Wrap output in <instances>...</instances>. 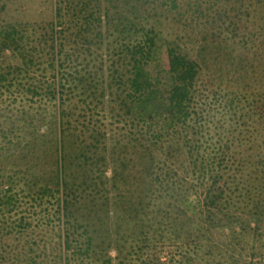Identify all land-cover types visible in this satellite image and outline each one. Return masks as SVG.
Here are the masks:
<instances>
[{
	"label": "trees",
	"instance_id": "trees-1",
	"mask_svg": "<svg viewBox=\"0 0 264 264\" xmlns=\"http://www.w3.org/2000/svg\"><path fill=\"white\" fill-rule=\"evenodd\" d=\"M15 1L0 264H264V10L257 35L235 0H40L50 19L7 20ZM25 200L57 223L49 254Z\"/></svg>",
	"mask_w": 264,
	"mask_h": 264
},
{
	"label": "rangeland",
	"instance_id": "rangeland-1",
	"mask_svg": "<svg viewBox=\"0 0 264 264\" xmlns=\"http://www.w3.org/2000/svg\"><path fill=\"white\" fill-rule=\"evenodd\" d=\"M85 0H66V2H70V6H74L75 8H77L78 10L81 9L82 7V3ZM43 1L40 0H17L15 2H13L12 4H10L7 14L5 16V18L7 20H11V21H15V20H21V19H25V20H42V19H50V9H51V5H47V12L41 13L39 14V10L43 9ZM110 2L112 3V7L115 8V10H117L118 12L120 11V13H122L123 15H125L127 13V7L124 5L125 0H110ZM189 2H199L197 0H189ZM226 4L225 6H229L230 4H234L235 8L237 10H241L242 12L248 7V11L251 13V17H240L239 18V24L240 25H250V24H254V28L256 29V34L258 35L259 33V26L261 24L260 20L258 17H255L256 15L258 16L257 12H259V10H264V4H258L257 0H235L233 2H228V3H223ZM106 5V4H104ZM207 3L203 4L201 7L202 8H206L207 7ZM256 25V26H255ZM160 27L163 30L164 34H171L172 36V32L175 30V25L172 22H167L164 20L160 21ZM175 32H177L178 34L184 35V33L180 30V29H176ZM258 41V39H257ZM259 48L261 49V53L262 55H264V46H260ZM258 52L255 49V53ZM260 54V53H259ZM257 56L258 53H256ZM262 61H264V56L262 58ZM250 77V81H252V75L249 76ZM251 84V83H250ZM12 93H3L2 96H0V102H4L3 104H9L10 103V109L14 108V106L18 105V102L20 101L19 96L16 93L15 89L11 90ZM14 100V101H13ZM3 104H1L0 106H3ZM42 104H47V101H43ZM98 117L102 120H104V116L102 115H98ZM116 126V125H115ZM121 126V125H118ZM114 128H118V127H114ZM121 128V127H120ZM51 153V149L50 147L47 146V163L48 161V155ZM3 161L0 159V165H3ZM49 171L48 167H47V172ZM22 206H20L19 210H22V212H24L23 214L29 219V221L31 222L30 224V230H33L35 232H37V234L39 235L41 233L40 236L37 235V239L41 238L40 240H42L41 245H45L46 250H47V254H49L53 248H54V242H56V237L54 236V230H56V226L57 223L54 221H52L51 223H49L50 219L47 218V223L44 222L46 221L45 212H41L39 210V208H35L32 207L31 203L28 201H22L21 203ZM12 219H15V214L12 213L11 214ZM48 215V213H47ZM40 232V233H38ZM22 236H20L21 238ZM247 254H250L249 251H247ZM111 256H113V253H110ZM129 264H139V262H134V261H128Z\"/></svg>",
	"mask_w": 264,
	"mask_h": 264
}]
</instances>
